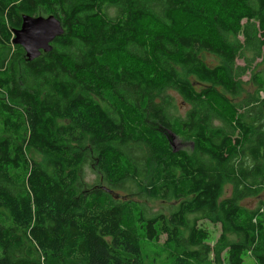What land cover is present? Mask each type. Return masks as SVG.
I'll return each instance as SVG.
<instances>
[{
    "label": "trees",
    "instance_id": "16d2710c",
    "mask_svg": "<svg viewBox=\"0 0 264 264\" xmlns=\"http://www.w3.org/2000/svg\"><path fill=\"white\" fill-rule=\"evenodd\" d=\"M208 2L216 10L195 0H0V264H146L144 242L161 235L171 264H224L225 249L227 264L248 252L264 264V68H251L264 58V0ZM22 15H54L64 29L32 61L12 43ZM177 17L209 34L176 31ZM248 70L258 91L240 99ZM166 90L191 105L184 117ZM166 133L189 147L174 149ZM29 148L44 161L28 159ZM250 198L253 210L242 205ZM156 200L167 213L142 202ZM203 220L220 225L214 246Z\"/></svg>",
    "mask_w": 264,
    "mask_h": 264
},
{
    "label": "rangeland",
    "instance_id": "374dc122",
    "mask_svg": "<svg viewBox=\"0 0 264 264\" xmlns=\"http://www.w3.org/2000/svg\"><path fill=\"white\" fill-rule=\"evenodd\" d=\"M195 1L197 3L209 5L211 9L216 10V8L210 5L208 0H195ZM55 14L58 15V13H55ZM177 18H179L180 21L178 22V27L176 28V31H182L183 28L185 29L186 27H190V28H197L201 30L202 32H204L206 35L209 34V30L203 27L201 24L196 23L192 21L191 19H186L183 17H177ZM149 21L150 20L144 21V26L142 27L143 34H149L150 32H153L154 29H156L152 25V23ZM243 23H244V20L241 22V25ZM259 33L260 35L258 34V36L261 37V39H264V36H262L263 34H261V32ZM210 35L214 37L212 31H210ZM239 39L240 41L242 40L241 35L239 36ZM203 55H204L206 62L209 63L210 65L212 66L219 65V66L225 67V62H221L218 57H215L208 52H205ZM262 55L264 56V48L262 50ZM117 57L119 58L120 56H117ZM236 64L243 65V61L241 59H237ZM139 66L140 65H137V67ZM251 68H253L254 70L264 68V58L263 57L256 58ZM241 81H242L241 82L242 87L240 89H241L242 95L240 99L255 98L256 93L258 91V87L254 84L252 70H248L246 74L241 77ZM195 85H196L197 90H200L201 88H203L199 84H195ZM165 93L171 96L173 98L174 103L177 105V108H178L177 115L180 117H184L185 114L188 112V110L191 108V105L184 102L181 96H179L174 91L166 90ZM258 95L261 99H264V92L260 91L258 92ZM234 101L236 102L239 100L236 99ZM215 124H218V123L215 122ZM164 137H166V139L169 141V143L172 145L174 149H187L189 147V141L187 139H182L181 137L175 136L171 133H166ZM26 156L31 161H35L38 163H42L44 161V157L38 151L31 149V148L26 149ZM84 174H85V180L88 182L93 181L94 178L96 177V173L93 170V167L89 164H86L84 166ZM229 195H230V186H225L223 197H227ZM142 202L145 203L146 206L152 212L164 211V213H167L165 211V208L162 205V202L159 200L142 201ZM258 203H259L258 199L250 198V199L244 200L242 202V205L253 210L258 206ZM263 214H264V210H263ZM198 225L202 229L206 230L208 233V238L205 240V243L211 246H214L220 236V225L212 224L207 220L200 221ZM164 240H165V235H161L158 241H155L153 243L144 242L143 247H142V257L146 264H171L172 263V259L169 257L168 253L162 250V247H163L162 245H163ZM227 240L238 241L239 237L236 234L231 233L227 235ZM227 254H228L227 249H225L221 255L224 264H227ZM210 259L211 261L207 262L206 264H214L212 262V257ZM243 264H258V262H257V259L250 252H248L247 254L244 255Z\"/></svg>",
    "mask_w": 264,
    "mask_h": 264
},
{
    "label": "water",
    "instance_id": "95a60500",
    "mask_svg": "<svg viewBox=\"0 0 264 264\" xmlns=\"http://www.w3.org/2000/svg\"><path fill=\"white\" fill-rule=\"evenodd\" d=\"M63 32L61 22L54 15H22L20 28L12 32V43L22 47L26 61H32L42 52L51 51V43Z\"/></svg>",
    "mask_w": 264,
    "mask_h": 264
}]
</instances>
